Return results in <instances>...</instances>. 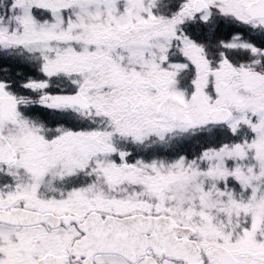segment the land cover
I'll use <instances>...</instances> for the list:
<instances>
[{"label":"flooded vegetation","instance_id":"flooded-vegetation-1","mask_svg":"<svg viewBox=\"0 0 264 264\" xmlns=\"http://www.w3.org/2000/svg\"><path fill=\"white\" fill-rule=\"evenodd\" d=\"M87 4L89 0H0V33L6 31L8 37L13 35L12 31L17 35L35 34L53 27L57 11L62 16L58 26L68 25V20L78 30L104 26L107 12L111 11L95 5L81 8ZM103 34L106 39L107 32ZM256 35L264 39V33ZM0 61V68H4L7 62ZM156 84L157 91L146 94L140 88H152V81L134 83L139 94L155 99L152 107L157 110L168 90L166 81ZM127 103L130 106V100ZM120 110L119 118L123 119L124 103ZM19 112L16 117L19 120L9 119L12 127H0V133L4 136L6 133L16 151L12 161H0V264H220L218 254H208L212 243L227 247L239 264H264V248H251L249 235L244 232L247 203L240 185L206 190L208 215L214 224L205 230L196 217L185 212L181 197L166 190L168 185L163 183H172L177 177V173H168L169 167L170 170L177 167L176 159H172L175 144L157 149L171 160L114 164L107 145L97 149L95 142V131L105 132L110 123L108 116L78 105ZM44 114L49 116L39 117ZM157 119L174 121L161 112L157 113ZM66 133L74 135L73 156L68 154L71 148L66 146ZM90 133H94L92 140L84 141ZM227 151L230 154L233 148ZM228 173L231 171L219 174ZM154 178L158 180L156 183ZM193 207L196 210L201 206ZM142 214L170 217V225L177 228L173 237L195 241L198 249L191 248L176 256L162 246H138L130 242L105 248L86 242L88 236L131 238L130 231L114 225L110 219Z\"/></svg>","mask_w":264,"mask_h":264},{"label":"rangeland","instance_id":"rangeland-1","mask_svg":"<svg viewBox=\"0 0 264 264\" xmlns=\"http://www.w3.org/2000/svg\"><path fill=\"white\" fill-rule=\"evenodd\" d=\"M42 2L43 0H36ZM154 0H89V4L83 5L81 8H85L86 6L95 5L96 8H104L105 10H110L111 12H107V19L105 21V25L100 28L91 30L90 34L87 35L85 32L88 28H75L71 25L72 20H68V28H57V26L61 23V14L56 12V16L54 17L53 27H47L42 29L41 31L36 32L35 34L24 33L22 35L15 34L14 31L11 33L13 35H9V43L11 45L20 44L30 49H41L43 51L44 57L46 59L45 64H43V70L46 73H52L53 77L51 79L55 80V83L59 85L62 90H65L67 87L76 86L78 89L86 94L90 101V107L87 109L88 111H92L97 114L101 113L110 118V123L106 126L105 132L96 130L95 131V142L97 144V149H103L104 146L107 145L108 150H111L113 147L111 146V135L118 131L123 133H128L136 138L143 137L144 135L149 134L151 131H157L162 134L165 130H185L187 125L179 126L174 121H165L163 119H157V113L155 109L151 107V103L155 100L152 96H143V94H139L134 91L132 85H126L121 82L119 77L127 78L120 74V70H118V66L115 63L109 61H105L106 58H109V52L106 51L105 45H110L112 48L111 53L116 51V47L120 46L124 50L123 53H132V57L136 59L138 57L140 61H138L141 65H143L148 76H151L152 79L156 82L162 83L166 81L165 88L168 90L167 92L171 93L174 97H176L180 102H185L188 104L190 108L189 114L192 118V121L189 125L191 127L195 125H200L209 120V113L214 106L217 104H223L227 107H230L233 111V117L228 122V125L237 129L242 128L243 121H247L249 118V112H256L261 120L257 124V137L258 140L252 145L257 148L258 154L262 158H264V70L257 66L258 62H261L260 56L252 59V61L245 62L242 65L243 70H245L244 74H240L239 72L232 71L231 68L226 67V63L223 62L218 68L212 69L216 74L213 79L212 84H214L215 88L213 92L215 95L211 93H207L205 90L206 86V77L209 70L207 68V62L204 61L203 58L199 57L202 53L200 52L202 46H196L194 49H189L188 53L193 55L195 63H197V68H195V77L196 85L194 86V90L191 95L185 94L182 87H180V83H178L179 76L183 73L184 70H188V65L185 63H176L169 61V67L166 71V75L161 73V70L158 71L157 67L161 65V62L165 60L167 53L165 52L168 46V40L171 36L174 35V28L178 21L177 18L170 19L166 24H160L158 21L156 22V16H154V12L152 10ZM194 0H184L183 5L185 8L192 7ZM211 6L216 5L219 8H223L222 10L242 15L245 12L246 5L249 4L253 0H205ZM217 2V3H216ZM122 3H125V8L122 13L118 11V6ZM86 9V8H85ZM117 12V14H116ZM212 14V8L205 10L200 13L201 18H209ZM246 21L248 22L249 18L246 17ZM70 19V18H69ZM83 20H81V23ZM250 23L257 25H264V19H254V21H250ZM107 32H114L118 35L119 41H113L111 39L102 43L100 40V34L102 30ZM6 30H10L6 29ZM12 30V29H11ZM89 30V31H90ZM101 32V33H99ZM6 33V31H4ZM71 38H83L84 41L88 40L89 42H94L97 46L96 50L91 54L82 51L78 53L72 45L69 44ZM235 38H233L234 40ZM184 51L187 50L189 44H192L193 41L189 38H185L183 41ZM245 43H240V41L231 42V47L233 46H244ZM115 49V50H114ZM120 49V48H119ZM55 50V51H54ZM147 50V55L151 53L152 58H147L145 54ZM182 50V48H181ZM121 51V50H120ZM254 51V50H253ZM122 52V51H121ZM93 54V55H92ZM49 55V56H48ZM109 55V56H108ZM137 55V56H136ZM122 55H116V58H121ZM124 56V57H126ZM111 57V56H110ZM137 60V59H136ZM260 60V61H259ZM106 63L108 69L111 70L110 73H107L106 68H103V64ZM248 63V64H247ZM255 64V66H253ZM21 66V65H20ZM27 65L23 68H26ZM103 71L99 76H104L103 79H100L101 82L106 81L107 79L117 84L121 85L120 90H116L113 86L109 91H104L99 87V91L92 92L88 90V85L92 87H97L98 83L91 79L92 77H96L97 72ZM256 69V70H255ZM85 71L86 74V82H83L78 71ZM145 70H143L145 72ZM28 71V70H27ZM122 72H125L121 70ZM189 71V70H188ZM145 72V73H146ZM123 74V73H122ZM137 74V73H136ZM106 75V76H105ZM29 75H26V77ZM119 76V77H118ZM140 79H143L141 75H135ZM98 78V76H97ZM61 79H64L68 82V86L60 83ZM99 79V78H98ZM44 87V86H42ZM48 87H50L48 85ZM130 88V89H128ZM13 87L10 82L5 81L0 83V96H2L5 92L9 94H13ZM43 89L42 91H44ZM47 90V88H46ZM162 90V89H161ZM117 94L121 95V98L117 99ZM49 95V94H48ZM48 95H44L47 96ZM129 98V99H127ZM46 100V99H45ZM130 100V106H128V101ZM48 103V102H46ZM124 103V112L125 117L123 119L119 118L121 113V106ZM16 111L19 114V110L22 109L21 105L16 103ZM136 105V107H133ZM224 106V107H225ZM16 114V113H14ZM18 116V115H17ZM16 120H19L16 118ZM8 126H13V123L2 124L1 127L7 128ZM66 146H70V150L68 154L73 156L74 150H72L73 146V136L70 133H66ZM92 134H86L88 136L84 139V141H91ZM82 135V134H81ZM90 135V136H89ZM75 143V142H74ZM32 145V144H30ZM239 149V153L243 152L241 145H237ZM23 156V155H22ZM262 167H264V162H262ZM162 169V167H160ZM179 165L176 168L169 170V174L176 173ZM241 178V177H240ZM178 180V179H177ZM155 183L158 181L154 178ZM184 181L179 180L175 181V188H180ZM199 185L198 182H195ZM163 185L167 186L168 184L163 183ZM104 194L103 191H101ZM248 203V202H247ZM205 205L204 207H206ZM254 207V202L248 203L247 208ZM257 213H254L252 220V228H254L255 223L258 220ZM204 230L205 228L202 227ZM207 228V227H206ZM203 230V231H204ZM251 248L256 246H251ZM258 246V245H257ZM259 248H264V245H259ZM261 249V248H260Z\"/></svg>","mask_w":264,"mask_h":264},{"label":"trees","instance_id":"trees-1","mask_svg":"<svg viewBox=\"0 0 264 264\" xmlns=\"http://www.w3.org/2000/svg\"><path fill=\"white\" fill-rule=\"evenodd\" d=\"M172 3H169L165 5L164 9L167 10H172L175 9V7L177 6V1L172 0ZM217 3V2H216ZM223 8L220 9H216L215 10V14L211 17L209 22H206L202 19H197L196 24L191 26L190 28L193 31H197L198 35H197V40L201 43L200 45L202 46L200 52L202 53V55L200 54L199 57L203 58L205 62H207V68L209 70H207L206 72L212 71V69L214 68H218L221 64H223V62L226 63V67L227 68H231L233 71L239 72L241 74L244 73L245 70L241 69L242 65L245 64V62H249L250 60H248V58L250 57L249 52L247 50H240V49H230L228 46L230 45V39L229 37H231L233 34H241L242 37H244L245 39H248V41H252L254 43V46H259L260 49H264V42L258 41V39L252 37L250 35V32H248L247 30H245L244 28H240V23L237 20L236 17L230 16L229 14H227L224 10H222ZM184 11H177V14L179 15H183ZM88 34H90L91 30H86L85 31ZM83 40V38H81ZM86 46V51L88 53H92L93 51H95L96 46L94 43H92L91 41L89 42L88 40L84 41ZM106 51L109 52V58H106L105 61H109V60H116L115 63L117 64V66H119V68L121 69H125L126 74H130V69L132 68V71L134 68L139 67L143 70L142 65L136 61V59H131L129 60L128 58H124V61L122 62L119 58H116V51H113V53H111L112 48L110 45H105L103 44ZM115 50V49H114ZM187 53V52H186ZM184 52V54L187 56H189L187 53L186 54ZM93 55V54H92ZM182 55V53H178L176 54L175 58L176 61L178 62L181 58L180 56ZM172 55L170 54V57ZM10 58H15L14 56L8 55V66L4 67V68H0V82H5L8 80V82H10L11 86L13 87V93L15 94V96H17L18 100L20 102H23L24 104H26L25 106L28 107H39V106H45L46 104L44 103V97L42 96H37L38 92H32L31 89L34 90H38L40 89L43 85H44V81L43 78L40 76H43L42 74V70H40L39 66L36 67H29L27 66L26 68H23L22 66H20L19 61L15 59L11 60ZM185 62V60H180ZM111 63H113V61H109ZM1 64V61H0ZM106 63H104L102 66L103 68H106V72L110 73L111 70L108 69L107 65H105ZM258 66V65H257ZM260 67H258L259 69ZM28 70V71H27ZM127 70V71H126ZM256 70V69H255ZM103 71V69L101 71H99V73L97 72L96 77H92L91 79H94L93 81L98 83L97 87H92L90 85H88V90L95 92L96 89L97 91L99 90H103V92L105 91H109L111 88H113L114 86V82L113 80H106L101 82L100 79H103L104 76H99L100 73ZM29 75V77L27 76L26 79L24 80L25 76ZM98 76V78H97ZM106 76V75H105ZM99 87L101 89H99ZM117 88V85L114 86ZM96 88V89H95ZM55 91H59V89H55ZM43 116H48V115H43ZM223 131V130H221ZM220 130L215 129V131L213 133H210V131L204 132L203 135H199L198 134H193V136L189 137L188 139H182L185 143L189 142V143H193V142H197V144L200 143H204L205 140L207 141H213V142H217V143H222L223 141H226V139H231V135H224L221 133ZM251 133L248 131V133H246L244 136L248 137ZM187 149L189 148V146L186 147ZM194 151V150H193ZM143 159V158H142ZM196 156H194L191 160H188V167L191 165H195V170L194 172L196 174H203L205 173V170H201L197 167V161H196ZM142 160L139 159L138 162L140 163ZM193 173V172H192ZM202 183V188H205L203 185V181H200ZM186 185L189 186V183H187ZM259 211H263L262 213H264V208L263 209H259ZM260 225H264V222L261 223Z\"/></svg>","mask_w":264,"mask_h":264},{"label":"water","instance_id":"water-1","mask_svg":"<svg viewBox=\"0 0 264 264\" xmlns=\"http://www.w3.org/2000/svg\"><path fill=\"white\" fill-rule=\"evenodd\" d=\"M208 4L205 0H196L194 2L193 8L198 11L204 10ZM247 13L250 17H264V0H254L247 7ZM111 36L116 37L115 33H111ZM7 40V38L0 34V43ZM49 101L54 105L60 104H78L79 106L87 107L88 101L87 97L79 92L71 93H60L53 94L49 97ZM15 98L9 94H5L0 98V111L3 115V118L6 120L12 117V110L14 109ZM159 110L170 115L172 114L177 122H189L190 118L187 115V106L184 103L178 102L171 95L166 96L162 102L159 104ZM231 110L227 107H218L214 108L210 112L209 116L211 117L212 123L222 124L231 118ZM14 155V149L9 144L8 140L0 135V160L8 161L12 160ZM111 222L116 226L125 227L132 231L131 240L136 242L137 245L146 243L156 246H166L167 248L173 250V254L177 255L179 253H184L187 250H190V244L184 242L174 241L172 234L174 228L168 225L167 217H146V216H133L129 219H111ZM146 231H151L152 236L145 237L144 234ZM92 237V236H91ZM87 243H92L95 246H103L105 248L111 247H120L122 244H129V239L98 237L97 239H91L88 236ZM210 253H219L221 254V263L220 264H238V261L230 251L223 246L211 245Z\"/></svg>","mask_w":264,"mask_h":264}]
</instances>
